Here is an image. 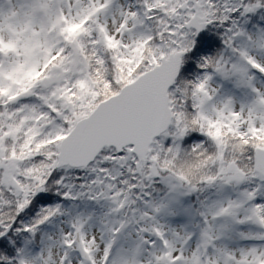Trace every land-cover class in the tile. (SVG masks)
Masks as SVG:
<instances>
[{"label": "snow or ice", "instance_id": "obj_1", "mask_svg": "<svg viewBox=\"0 0 264 264\" xmlns=\"http://www.w3.org/2000/svg\"><path fill=\"white\" fill-rule=\"evenodd\" d=\"M0 264H264V0H0Z\"/></svg>", "mask_w": 264, "mask_h": 264}]
</instances>
